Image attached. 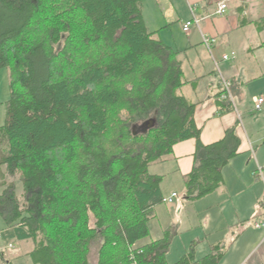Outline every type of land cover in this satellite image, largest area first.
<instances>
[{
    "label": "trees",
    "instance_id": "trees-1",
    "mask_svg": "<svg viewBox=\"0 0 264 264\" xmlns=\"http://www.w3.org/2000/svg\"><path fill=\"white\" fill-rule=\"evenodd\" d=\"M144 1L0 0V70L10 71L1 237L32 243V264H90L99 240L97 264H169L170 230L138 245L165 204L163 176L150 167L195 139L185 192L193 202L222 187L223 170L239 155L237 127L201 142L196 105L179 95L188 85L181 53L148 30ZM217 105L220 114L235 111L219 95ZM151 115L155 126L137 133L134 125ZM4 167L21 174L23 202ZM200 243L174 264H221L226 244L200 258Z\"/></svg>",
    "mask_w": 264,
    "mask_h": 264
},
{
    "label": "crops",
    "instance_id": "crops-1",
    "mask_svg": "<svg viewBox=\"0 0 264 264\" xmlns=\"http://www.w3.org/2000/svg\"><path fill=\"white\" fill-rule=\"evenodd\" d=\"M219 2L220 0H145L141 5L148 30L157 32L168 46L181 53L184 77L188 85L179 90V95L196 105L195 123L201 129V142L206 146L219 142L224 139L227 130L234 127H237V136L241 140L239 155L223 170L222 187L195 202L185 197L189 204L203 201L206 203L203 212L211 213L206 214L202 220V226L205 227L203 232L206 233L203 237H196L191 241H199L200 245L208 244L209 247L206 248H209V251L199 256L200 258L210 253L212 245L226 244L229 240L224 234L228 232L227 228L235 227L238 230V234L233 232L230 236L231 243L235 245L244 237L247 231L246 223L252 222L254 225L255 222L264 220V181L259 180L254 174L257 164L264 166V129L262 125L256 129L254 122L261 121L264 124V117L255 121V116H252L257 113L255 100L264 97H258V93L253 92L252 108L247 110L245 107L248 95L245 86L253 80L264 78V63L257 62L255 58L256 54L264 50V0H232L225 16L216 15ZM192 11L200 20V26H193L185 32L184 26L192 19ZM169 27H179L180 36L167 34ZM203 35L214 40L211 51L203 44ZM232 52L239 54L236 60L230 62L222 60L224 55ZM241 53L243 58L240 57ZM212 55L221 58L220 62L224 63L222 70L229 75L233 83L234 98L239 101V106L235 104V111L219 113L217 97L220 78L214 71ZM262 112L264 105L262 111L257 114ZM196 151V140L190 139L175 145L173 153L165 162H157L168 167V176H171V181L174 183V187L169 191L163 185L166 175L154 174L163 176L161 190L164 198L175 193L179 197L176 191L178 180L186 185V177L195 165ZM227 195L229 197L227 201L222 202L217 199ZM215 208L216 212H214ZM259 231L264 232V229ZM258 240L259 242L244 254L238 251L241 246L237 248L238 250L235 249L234 253L237 252L235 256H232L230 247L226 244L229 252L227 251L228 254L221 264H249L250 256L255 250L258 253V250L264 246V243L261 245L264 237ZM29 243L25 242V246L28 247ZM10 244L14 246V250L16 243ZM32 249L33 246L25 253L28 255ZM198 250L199 248L197 254ZM8 258L0 250V264H12Z\"/></svg>",
    "mask_w": 264,
    "mask_h": 264
},
{
    "label": "rangeland",
    "instance_id": "rangeland-1",
    "mask_svg": "<svg viewBox=\"0 0 264 264\" xmlns=\"http://www.w3.org/2000/svg\"><path fill=\"white\" fill-rule=\"evenodd\" d=\"M180 28L177 27H169L168 28V33L170 36H180ZM230 53V52H229ZM228 53V54H229ZM213 59L216 61H221V58L217 57L216 55H212ZM239 57V54L237 55V58ZM241 58H243V53H241ZM236 58V59H237ZM256 61L258 62H263L264 63V50L260 51L258 54H256ZM183 59V58H181ZM235 59V60H236ZM233 61V60H232ZM214 64V71L215 73L218 74L219 72L217 71V68L215 67V62ZM224 63H219V69L223 75L224 78L229 79V75H226L222 68H223ZM257 69H259L257 67ZM217 71V72H216ZM246 91L248 92V95L245 100V107L247 110L252 108V100H253V92L258 93V97H264V78H260L257 80L251 81L249 84L245 86ZM234 95V94H233ZM10 97V71L9 69H1L0 70V128L4 126L6 122V117H7V108H6V102L8 101ZM255 100V99H254ZM234 103L236 106H239V101L234 98ZM238 108V107H237ZM241 111V109H240ZM258 113V112H257ZM254 114L252 116L254 117L255 121H258L260 118L264 117V112L259 113V114ZM125 118V116L123 115ZM154 117L151 115L150 117L139 121L134 125V130H136L137 133L143 132L144 130H148L150 128H153L155 126V123H153ZM263 126L264 129V124L261 123V121L254 122V126L256 129H259L260 126ZM260 126V127H259ZM258 127V128H257ZM168 167L161 163H154L150 169L149 172L151 174H165V181L164 184L165 188L167 190L171 191V188L174 187L173 181H171V176H168L167 172ZM3 172L5 175V181L6 183H14L16 185V190L18 193L19 198L23 196V188H22V183H21V174L17 173L15 176H10L8 175L7 171L5 170V167L3 168ZM167 173V174H166ZM257 178L261 181H264L259 175L257 174ZM2 183V180H0V184ZM183 183V182H182ZM185 187L186 185L181 184V181L178 180V184L176 187V191L179 193L178 199H176L174 205H167V204H162L160 206H157L154 210L155 214V219L151 220L149 223V230L150 234L147 238L143 239L141 242H139L138 245H143L147 243H151L153 241L161 239L167 230H170L173 240L172 244L169 250V253L167 255V262L169 264H174L176 263L184 254L188 252L190 249V246L192 244V239L196 237H203V235L206 232L204 231V226H202V220L205 218L206 214H211V213H206L205 211L203 212L202 209H204L206 206V203L197 202L195 204H189L186 199H185ZM3 189H0V192ZM227 196H220L217 199L220 201L224 202L229 200ZM215 199V200H217ZM195 202V201H193ZM179 208V209H178ZM217 209L215 208L214 212H216ZM95 218L94 216H91V226L92 228H95ZM5 223L3 219L0 217V250L4 252L6 257L10 256L8 258L11 260L12 264H32L31 259L29 256L25 253V251L29 250L32 248V243H29V246H25V242H17L15 245V249L10 248V245H6L5 242L1 239V233L5 229ZM246 233L244 237L234 245V243H231L230 241V236L233 234V232L238 234L237 228H227L228 232H224V234L227 236L226 244L230 247V253H232V256H235L237 254L234 253L235 249L240 248L238 251L242 254L247 252L249 249H251L254 245H256L259 239H263L264 237V232L259 231L255 228V225L252 224V222L246 223ZM102 240L97 241L96 243L93 244L91 248V253H90V264H97L98 263V252H99V247L101 244ZM264 242H262L261 245H263ZM209 247L207 243L201 244L198 246L199 248V253L197 254L198 256L205 255L208 251ZM26 248V250H25ZM208 249V250H207ZM257 250L253 253L251 258V262L249 264H264V246L258 250V253H256ZM229 252V251H228ZM228 254V253H227ZM231 255V254H230ZM230 255L228 258H230ZM227 256V255H226ZM241 257V256H239ZM229 260V259H227ZM229 262V261H227Z\"/></svg>",
    "mask_w": 264,
    "mask_h": 264
},
{
    "label": "built area",
    "instance_id": "built-area-1",
    "mask_svg": "<svg viewBox=\"0 0 264 264\" xmlns=\"http://www.w3.org/2000/svg\"><path fill=\"white\" fill-rule=\"evenodd\" d=\"M232 0H220L217 6L216 15L218 16H225L229 10V3ZM190 21H188L184 26V31L188 32L193 26H200V20L194 15ZM214 40L207 36L203 35V44L211 51L213 47ZM237 58V54L232 52L231 54H226L222 57V60L225 62H230ZM215 67L219 72L220 78V88H219V96L222 100H228L233 105L234 109L236 110L235 103H234V95H233V83L230 79H226L223 77L220 69H219V62L214 59ZM264 105V98H258L255 100V111L260 112L263 109ZM255 175H259L264 180V166L257 164L256 170L254 172ZM178 197V194H172L170 197L164 198L163 202L165 204H173L174 200ZM264 202V197H263ZM255 227L257 229H264V220L255 222ZM10 248H14L13 245H10Z\"/></svg>",
    "mask_w": 264,
    "mask_h": 264
}]
</instances>
